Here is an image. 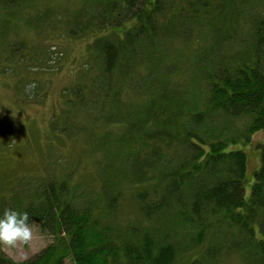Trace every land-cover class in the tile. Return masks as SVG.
I'll return each instance as SVG.
<instances>
[{"label":"trees","instance_id":"16d2710c","mask_svg":"<svg viewBox=\"0 0 264 264\" xmlns=\"http://www.w3.org/2000/svg\"><path fill=\"white\" fill-rule=\"evenodd\" d=\"M80 1L38 18L98 32L52 124L92 171L46 167L0 191V213L52 238L21 261L0 246V264H264V142L247 198L240 148L264 132V0ZM33 2L0 0L2 19ZM17 50L16 89L35 73Z\"/></svg>","mask_w":264,"mask_h":264},{"label":"rangeland","instance_id":"374dc122","mask_svg":"<svg viewBox=\"0 0 264 264\" xmlns=\"http://www.w3.org/2000/svg\"><path fill=\"white\" fill-rule=\"evenodd\" d=\"M76 3V0H34V9L19 11L10 22L2 19L4 13L0 9L1 192L22 178L38 176L46 167L65 173L69 166L75 164V178H83L92 171L83 157L87 155V150L81 149L80 141L76 143L75 149L69 141L60 145L56 137L63 134L56 133L58 129L52 124L55 117L58 122L63 118L62 111L68 98L64 95L65 89L72 86L77 73L91 60L89 43L98 32L71 37L63 31L62 25H57L52 20L41 25L38 18V11L43 8H62L65 11ZM26 16H30V24L26 21ZM40 42L45 45L43 51L46 58L37 62ZM12 47H19L16 53L25 56L21 66L25 65L30 72H35L31 73L32 79L17 89L14 85L18 78L13 73L16 69L11 72L10 68L7 70L8 64L15 65L6 60ZM37 85L42 86L41 90L33 96L30 93ZM261 142H264L262 131L256 132L250 143L240 145L247 159L245 198L249 196L253 174L259 167L256 143ZM29 225L33 235L28 242H18L11 248L1 246L4 253L15 261L31 257L51 242V236L43 232L38 220ZM65 264H72L69 258L65 260Z\"/></svg>","mask_w":264,"mask_h":264},{"label":"clouds","instance_id":"9594fccd","mask_svg":"<svg viewBox=\"0 0 264 264\" xmlns=\"http://www.w3.org/2000/svg\"><path fill=\"white\" fill-rule=\"evenodd\" d=\"M29 214L6 208L0 213V246L14 247L18 242L26 243L33 235L29 225Z\"/></svg>","mask_w":264,"mask_h":264}]
</instances>
